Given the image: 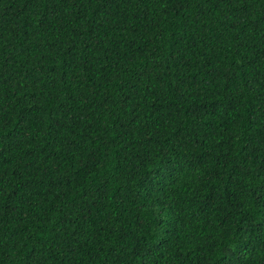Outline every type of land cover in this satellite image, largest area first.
<instances>
[{
	"label": "trees",
	"instance_id": "1",
	"mask_svg": "<svg viewBox=\"0 0 264 264\" xmlns=\"http://www.w3.org/2000/svg\"><path fill=\"white\" fill-rule=\"evenodd\" d=\"M0 264H264V0H0Z\"/></svg>",
	"mask_w": 264,
	"mask_h": 264
}]
</instances>
